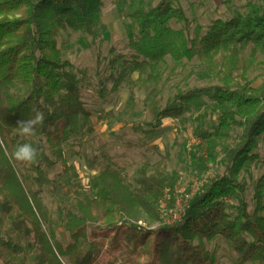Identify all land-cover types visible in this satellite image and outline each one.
<instances>
[{
    "label": "trees",
    "instance_id": "obj_1",
    "mask_svg": "<svg viewBox=\"0 0 264 264\" xmlns=\"http://www.w3.org/2000/svg\"><path fill=\"white\" fill-rule=\"evenodd\" d=\"M116 4L132 24L133 39L128 55L111 52L99 98L106 100L125 84H157L168 58L198 61L216 84L175 93L148 125L156 132L165 119L193 122V133L206 148L205 156L187 161L189 167L199 174L218 171L185 205L179 224L151 230L140 225V210L159 219L161 197L178 177L168 171L171 153L141 168L134 189L119 171L105 169L90 180L92 196L66 213L62 224L69 241H59L40 197L49 183L47 169L67 167L64 147L95 132L83 95L88 78L64 58L61 37L70 31L92 36L104 0H0V264H96L121 238L130 264H219L208 248L217 239L228 245L234 264H264V174L251 202L243 180L253 165L264 167L258 154L264 145V90L250 80L258 55L264 57V0L248 1L229 20L213 21L206 34L181 0ZM134 102L132 91L129 105ZM33 106L45 116L34 134L37 143L16 135L17 121L32 117ZM23 143L37 148L39 157L23 164L27 175L19 177L10 161ZM96 162L91 159L90 167ZM103 222L115 233L98 239Z\"/></svg>",
    "mask_w": 264,
    "mask_h": 264
},
{
    "label": "rangeland",
    "instance_id": "obj_2",
    "mask_svg": "<svg viewBox=\"0 0 264 264\" xmlns=\"http://www.w3.org/2000/svg\"><path fill=\"white\" fill-rule=\"evenodd\" d=\"M117 1L104 0L100 23L92 36L70 31L61 37L64 58L74 64L81 76L86 75L88 78V87L83 95L87 108L93 112L92 124L95 129L93 134L78 135L71 139L64 147L68 166L58 164L47 169L49 183L41 188L40 197L53 218L57 238L62 243L69 241L62 224L66 213L78 202L92 196L90 180L105 169L119 171L125 184L134 189L135 179L141 168L155 164L167 152L171 153L168 171H177L178 177L174 189H166L161 197L158 205L159 219L156 221L150 214L140 210V225L151 230L159 227L171 228L179 224L185 205L211 175L218 171L211 168L207 173L199 174L189 167L187 161L205 156L206 148V143L193 133V122L165 119L156 132L148 125L153 121L155 110L157 112L164 109L175 93L183 94L188 90L216 84L198 61L176 63L168 58L157 84H125L118 93L109 94L106 100L99 98L97 91L109 73L111 52L128 55V44L133 39L132 24L119 13ZM149 1L153 6L160 2ZM248 1L254 0H232L230 4L227 0H181L187 16L203 27V34L208 32L213 21L229 20ZM138 75L135 73L131 81L135 82ZM250 80L254 87L264 90V57L260 54ZM111 87L112 85H108L109 89ZM132 91L135 98L133 106L129 105ZM107 113L108 116L104 117ZM139 128L147 133L137 131ZM16 135L21 140L37 143L34 135L24 137L19 131H16ZM258 154L264 159L263 144ZM91 159L97 161L95 168L90 167ZM10 162L19 177L21 174L27 175L23 164L15 160ZM263 174L264 167L255 164L249 174L243 175V180L249 187L250 202L255 183ZM33 175L37 176L35 173ZM105 224L103 222L100 225L101 229L96 232V238L114 235L115 231L105 229ZM42 226L47 234L48 227L44 223ZM125 239L121 238L122 242L117 246L105 248L96 264H130L124 245ZM208 248L218 254L219 264H234L230 248L224 242L214 240L208 244Z\"/></svg>",
    "mask_w": 264,
    "mask_h": 264
},
{
    "label": "clouds",
    "instance_id": "obj_3",
    "mask_svg": "<svg viewBox=\"0 0 264 264\" xmlns=\"http://www.w3.org/2000/svg\"><path fill=\"white\" fill-rule=\"evenodd\" d=\"M31 111L34 113L32 117L17 121V129L24 137L33 136L45 120L44 113L37 107L33 106ZM12 156L18 163L31 165L37 162L39 151L31 143H23L16 146Z\"/></svg>",
    "mask_w": 264,
    "mask_h": 264
},
{
    "label": "built area",
    "instance_id": "obj_4",
    "mask_svg": "<svg viewBox=\"0 0 264 264\" xmlns=\"http://www.w3.org/2000/svg\"><path fill=\"white\" fill-rule=\"evenodd\" d=\"M183 212V211H182ZM182 212H181V214H182ZM180 221H181V215H180Z\"/></svg>",
    "mask_w": 264,
    "mask_h": 264
}]
</instances>
